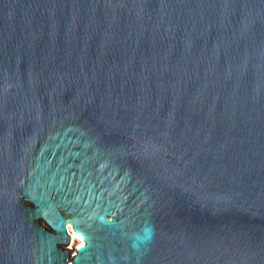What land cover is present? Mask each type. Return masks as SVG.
<instances>
[{
	"label": "water",
	"instance_id": "1",
	"mask_svg": "<svg viewBox=\"0 0 264 264\" xmlns=\"http://www.w3.org/2000/svg\"><path fill=\"white\" fill-rule=\"evenodd\" d=\"M0 264H264V0H0Z\"/></svg>",
	"mask_w": 264,
	"mask_h": 264
},
{
	"label": "bare ground",
	"instance_id": "2",
	"mask_svg": "<svg viewBox=\"0 0 264 264\" xmlns=\"http://www.w3.org/2000/svg\"><path fill=\"white\" fill-rule=\"evenodd\" d=\"M68 225H69V224H67V222H66V227H68ZM71 226H72V225H71ZM68 229H69V233H70V235H71V240H72L71 243H72V244L74 243L75 240H77V241H78L77 248H78L79 246H81V245H83V244L85 243L84 236H82V235L76 233L74 228H72V229L67 228V230H68Z\"/></svg>",
	"mask_w": 264,
	"mask_h": 264
},
{
	"label": "rangeland",
	"instance_id": "3",
	"mask_svg": "<svg viewBox=\"0 0 264 264\" xmlns=\"http://www.w3.org/2000/svg\"><path fill=\"white\" fill-rule=\"evenodd\" d=\"M107 217H108V218H113V215H107ZM67 224H69L67 228L72 229V226H71V224H70L69 221H67ZM68 230H69V229H68ZM71 241H72V240H71ZM77 244H78V241H77V240H75L73 244L71 243L72 248L77 247Z\"/></svg>",
	"mask_w": 264,
	"mask_h": 264
},
{
	"label": "built area",
	"instance_id": "4",
	"mask_svg": "<svg viewBox=\"0 0 264 264\" xmlns=\"http://www.w3.org/2000/svg\"><path fill=\"white\" fill-rule=\"evenodd\" d=\"M68 232H69V230H68Z\"/></svg>",
	"mask_w": 264,
	"mask_h": 264
}]
</instances>
